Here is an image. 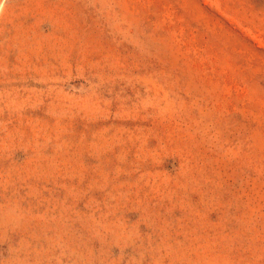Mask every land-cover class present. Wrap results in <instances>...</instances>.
Listing matches in <instances>:
<instances>
[{
  "label": "rangeland",
  "instance_id": "374dc122",
  "mask_svg": "<svg viewBox=\"0 0 264 264\" xmlns=\"http://www.w3.org/2000/svg\"><path fill=\"white\" fill-rule=\"evenodd\" d=\"M0 264H264V0H0Z\"/></svg>",
  "mask_w": 264,
  "mask_h": 264
}]
</instances>
